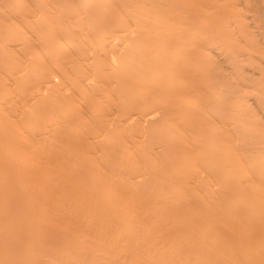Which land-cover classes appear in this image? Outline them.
Listing matches in <instances>:
<instances>
[{
	"label": "bare ground",
	"instance_id": "obj_1",
	"mask_svg": "<svg viewBox=\"0 0 264 264\" xmlns=\"http://www.w3.org/2000/svg\"><path fill=\"white\" fill-rule=\"evenodd\" d=\"M0 264H264V0H0Z\"/></svg>",
	"mask_w": 264,
	"mask_h": 264
}]
</instances>
